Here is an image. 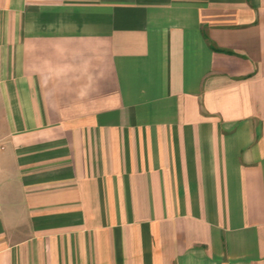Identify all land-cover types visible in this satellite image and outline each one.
<instances>
[{
  "label": "crops",
  "instance_id": "1",
  "mask_svg": "<svg viewBox=\"0 0 264 264\" xmlns=\"http://www.w3.org/2000/svg\"><path fill=\"white\" fill-rule=\"evenodd\" d=\"M0 264H264V0H0Z\"/></svg>",
  "mask_w": 264,
  "mask_h": 264
}]
</instances>
